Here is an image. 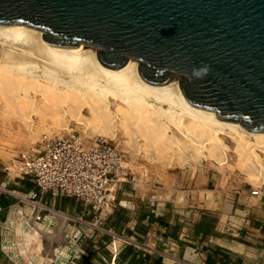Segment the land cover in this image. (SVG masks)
<instances>
[{
  "label": "water",
  "instance_id": "water-1",
  "mask_svg": "<svg viewBox=\"0 0 264 264\" xmlns=\"http://www.w3.org/2000/svg\"><path fill=\"white\" fill-rule=\"evenodd\" d=\"M136 69L217 121L264 133V0H0V28Z\"/></svg>",
  "mask_w": 264,
  "mask_h": 264
},
{
  "label": "crops",
  "instance_id": "crops-1",
  "mask_svg": "<svg viewBox=\"0 0 264 264\" xmlns=\"http://www.w3.org/2000/svg\"><path fill=\"white\" fill-rule=\"evenodd\" d=\"M129 167L112 213L98 227L83 202L59 192L40 194L83 220L66 225L81 237L73 264H111L108 229L121 236L118 264H264V196L240 173L208 163L164 172L154 182L133 159ZM0 184L36 190L29 176L8 177L1 169ZM31 216L20 198L0 192V264H55L57 248L46 236L55 233L43 223L29 226Z\"/></svg>",
  "mask_w": 264,
  "mask_h": 264
},
{
  "label": "bare ground",
  "instance_id": "bare-ground-1",
  "mask_svg": "<svg viewBox=\"0 0 264 264\" xmlns=\"http://www.w3.org/2000/svg\"><path fill=\"white\" fill-rule=\"evenodd\" d=\"M0 55V93L9 102L23 99L24 106L15 111L22 119L37 114L61 120L70 113L77 123L88 124L82 113L87 108L101 133L105 129L114 132L113 102L128 131L140 125L146 131L160 129L166 119L188 139L210 145L211 154L220 155L223 163L229 145L221 134L235 142L234 149L245 163L253 168L262 164L255 149L264 154V133H253L239 123L217 121L190 104L175 85L155 88L134 68L116 73L100 68L91 54L52 50L39 29L33 27L12 31L0 28ZM37 94L41 96L39 102L34 96ZM244 134L253 137L255 143L247 141Z\"/></svg>",
  "mask_w": 264,
  "mask_h": 264
},
{
  "label": "built area",
  "instance_id": "built-area-1",
  "mask_svg": "<svg viewBox=\"0 0 264 264\" xmlns=\"http://www.w3.org/2000/svg\"><path fill=\"white\" fill-rule=\"evenodd\" d=\"M0 169L8 177L25 175L35 183L36 190L28 193L2 184L0 192L20 198L31 209L29 226L43 223L47 230L60 231V240H54L55 264H73L80 256L81 237L70 235L66 225L83 220L51 206L40 194L59 192L83 202L94 214L90 224L98 227L114 209L120 182L131 173L126 154L118 144L101 135L86 136L77 125L44 134L35 149L14 157L12 163L1 164ZM257 192L264 196V184L258 186ZM108 232L114 246L111 264H118L116 240L121 236L112 229Z\"/></svg>",
  "mask_w": 264,
  "mask_h": 264
},
{
  "label": "rangeland",
  "instance_id": "rangeland-1",
  "mask_svg": "<svg viewBox=\"0 0 264 264\" xmlns=\"http://www.w3.org/2000/svg\"><path fill=\"white\" fill-rule=\"evenodd\" d=\"M34 96L39 102L40 94ZM23 106L22 98L13 99L9 102L0 93V158L6 160L0 159V165L12 163L14 157H20L23 153L35 149L44 134L58 132L67 126L77 125L86 136L101 135L118 144L125 152L127 162L129 163L133 159L142 166L144 173L154 182L159 178L158 175L164 176V172L167 175L169 172H177L189 166H202L212 163L222 169L235 170L254 186L264 184V154L258 148L255 149L262 160V164L260 168H253L239 158L234 149L235 142L226 134H221V137L229 145L226 150L227 159L223 163L220 155L211 154L210 145L202 146L197 144L195 140L188 139L175 124L166 119H164L160 129L151 128L146 131L140 125L138 128L130 127L129 131L126 130L121 123V115H117L119 114L117 104L113 102L110 108L112 115L116 116L115 131L107 132L105 129L106 132L102 133L96 127L87 108L82 111L83 116L88 121V124H85L77 123V119L73 118L70 113H67L61 120L50 117L44 118L37 114H33L29 119H22L19 113L15 111ZM185 123L188 125V118H185ZM244 137L250 143H255V139L248 134H244ZM200 138L204 139L203 136ZM10 188L21 190L15 186ZM53 231L55 233L54 238H49V233L46 235L47 238L60 240V231Z\"/></svg>",
  "mask_w": 264,
  "mask_h": 264
}]
</instances>
